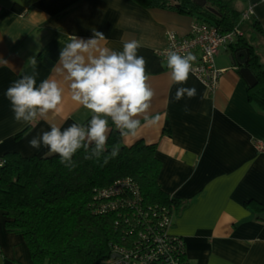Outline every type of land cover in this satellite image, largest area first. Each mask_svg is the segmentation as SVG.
I'll list each match as a JSON object with an SVG mask.
<instances>
[{
	"label": "crops",
	"instance_id": "0c3cea01",
	"mask_svg": "<svg viewBox=\"0 0 264 264\" xmlns=\"http://www.w3.org/2000/svg\"><path fill=\"white\" fill-rule=\"evenodd\" d=\"M225 1L239 14L253 7L252 19L243 24L244 38L264 62V4ZM0 2V159L9 152L49 154L45 146L32 148L29 141L50 130L51 123L63 130L90 119L91 113L71 99L57 73L60 50L70 35L88 39L93 30L102 32V45L113 50L137 40L155 92L149 116L159 119L145 122L141 117L135 136L123 141L155 145L162 162L161 187L180 200L172 233L183 238L192 264H264V151L257 147L264 142V105L250 97L229 47L216 56V66L228 69L215 92L209 93L193 73L185 85L172 84L169 70L162 67L164 59L157 54L167 43V32L189 34L195 19L191 14L147 7L137 0ZM33 56L37 86L44 79H56L65 93L63 103L46 119L24 124L14 119L5 92L21 73H33L28 63ZM180 86L195 87L196 96L176 101ZM5 221L0 210V264H33L24 237L8 231Z\"/></svg>",
	"mask_w": 264,
	"mask_h": 264
},
{
	"label": "trees",
	"instance_id": "16d2710c",
	"mask_svg": "<svg viewBox=\"0 0 264 264\" xmlns=\"http://www.w3.org/2000/svg\"><path fill=\"white\" fill-rule=\"evenodd\" d=\"M137 1L147 7L191 14L195 19L214 23L225 31L238 24L248 8L239 14L225 0H207L206 5H198L195 0ZM244 37L229 48L236 62L237 53L247 51L248 66L258 79L255 86L248 84L249 95L264 105V62L256 47ZM238 65L240 71L239 62ZM110 128L108 151L104 155H108L116 144L120 145V151L107 163L103 156L99 162L85 159L82 149L73 157L77 166L72 170L60 163L58 155L50 153L23 155L9 152L0 159V210L6 217V229L24 237L33 264H100L112 258L116 246L133 248L140 244L143 248L144 242L138 239L143 226L136 225L139 220L133 207L104 213L96 210L102 201L97 199L99 191L118 179L131 177L139 186L142 208L146 212V216H140L141 222L151 223L162 231L159 218L163 207L174 218L180 200L161 187L162 162L155 145L144 140L127 145L112 123ZM150 209L156 210V215L147 212ZM169 236L172 244L178 246L173 256L178 260L176 264H192L186 255L185 243L179 242L182 237L172 231ZM166 258L160 256V263L163 264Z\"/></svg>",
	"mask_w": 264,
	"mask_h": 264
},
{
	"label": "clouds",
	"instance_id": "9594fccd",
	"mask_svg": "<svg viewBox=\"0 0 264 264\" xmlns=\"http://www.w3.org/2000/svg\"><path fill=\"white\" fill-rule=\"evenodd\" d=\"M264 4V0H259ZM105 36L93 30L92 37L84 39L69 36V42L61 48L57 73L70 89L71 99L91 113L86 124L72 123L66 128L51 123L50 130L33 137L29 144L32 148L45 146L50 154H56L60 163L69 170L77 165L73 157L81 149L85 159L99 162L103 156L107 163L115 158L120 145H114L108 155H104L108 136L112 130L109 121L122 137L135 136L141 127V117L145 122H155L158 116H149L151 102L155 95L149 84L146 61L138 55L141 44L137 40L123 42L122 50L103 46ZM196 56L192 53L180 54L169 51L162 67L169 70L170 81L175 85H185L189 79ZM33 68L32 74L21 73L6 90L14 119L31 124L37 118L46 119L64 100L65 89L56 79H44L37 86L35 72L37 59L28 61ZM185 96H196L195 87L180 86L175 100ZM185 106V111H187Z\"/></svg>",
	"mask_w": 264,
	"mask_h": 264
},
{
	"label": "built area",
	"instance_id": "2783aa9c",
	"mask_svg": "<svg viewBox=\"0 0 264 264\" xmlns=\"http://www.w3.org/2000/svg\"><path fill=\"white\" fill-rule=\"evenodd\" d=\"M1 9L0 2V11ZM253 14V7L249 6L242 13L240 22L226 31L221 30L214 23L194 19L190 32L186 36H180L174 31L167 32V43L157 51V54L164 60L169 51H177L182 55L189 52L194 54L196 61L193 63L191 73L204 82L209 93H213L228 69L216 66V56L222 47H230L245 36L242 24ZM234 68L238 69L239 66ZM257 147L264 151V142H259ZM97 199L102 200L96 209L100 213L118 210L121 207H133L139 220L136 225L143 226V230L139 231L138 239L144 242V247L142 248L140 244H135L133 248L116 246L113 251L116 255L107 260L108 264H161L160 256L162 255L167 257L164 261L162 260L163 264L178 262L177 258L173 257L178 246L172 244L169 236L173 223L171 215L166 212V207L161 208L163 210L160 213L162 216L159 218V223L164 228L162 231H158L151 223L141 222L140 216H146V212L142 208L141 190L131 177L118 179L114 184L102 188ZM147 212H154L156 215V210L150 209ZM149 241L150 244H147ZM179 242L181 245L185 243L183 238H179Z\"/></svg>",
	"mask_w": 264,
	"mask_h": 264
},
{
	"label": "water",
	"instance_id": "95a60500",
	"mask_svg": "<svg viewBox=\"0 0 264 264\" xmlns=\"http://www.w3.org/2000/svg\"><path fill=\"white\" fill-rule=\"evenodd\" d=\"M195 2L198 5H206L207 4V0H195ZM213 11L214 8H211ZM237 57H238V62L241 65L240 68V74L242 75V77L246 80V82L250 85V86H255L258 83V79L256 77V75L254 74V72L252 71V69L248 66V53L246 50H242L239 51L237 53ZM116 254H113L112 256H115Z\"/></svg>",
	"mask_w": 264,
	"mask_h": 264
}]
</instances>
